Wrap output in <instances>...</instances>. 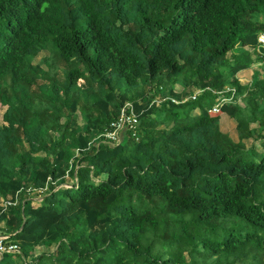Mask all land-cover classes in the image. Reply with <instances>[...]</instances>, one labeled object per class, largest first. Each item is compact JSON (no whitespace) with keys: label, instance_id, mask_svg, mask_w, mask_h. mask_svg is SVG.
Returning <instances> with one entry per match:
<instances>
[{"label":"trees","instance_id":"obj_1","mask_svg":"<svg viewBox=\"0 0 264 264\" xmlns=\"http://www.w3.org/2000/svg\"><path fill=\"white\" fill-rule=\"evenodd\" d=\"M263 31L264 0H0V199L15 201L0 203V235L19 245L0 264H264ZM46 49L43 68L32 61ZM175 84L194 96L177 102ZM126 101L134 131L90 147ZM62 176L72 184L56 188ZM163 199L198 221L172 253L153 250L170 238L156 232ZM232 215L251 230L201 237Z\"/></svg>","mask_w":264,"mask_h":264},{"label":"rangeland","instance_id":"obj_2","mask_svg":"<svg viewBox=\"0 0 264 264\" xmlns=\"http://www.w3.org/2000/svg\"><path fill=\"white\" fill-rule=\"evenodd\" d=\"M259 48H262L258 45ZM248 49L251 50V47H246ZM241 49L240 46H236L234 48V51H239ZM49 54V51L46 50H41L34 58H33V63L34 64H39L41 67L46 68V56ZM251 57L254 59L255 58V54L252 52L251 53ZM258 64L259 62H254L251 66L246 67L245 70L240 71L239 73H237L238 78L240 79V81L243 83L245 80L247 82L245 83H252L253 82V77H255L256 72L258 70ZM168 87H166L162 92H158L155 97H154V101H156V103L159 105L161 104L165 99L168 98ZM228 88L224 89L223 91H227ZM196 89L193 88L191 94H189L188 96H184L182 98V100H177L176 97L172 96L177 102L179 101H185L187 98L192 97L193 94L195 93ZM230 101V100H229ZM228 102V101H227ZM144 103H146V101H144ZM217 106V105H216ZM6 106L0 103V125L4 123L3 121V113L6 111ZM83 120L81 117H79L78 119V125H77V129L78 131L84 130L85 125L83 124ZM221 127L223 131H226L228 133H232L234 135V138L236 137V133H235V129H234V119L230 118V119H225L222 120L221 122ZM100 137L98 132L94 131L91 134H88V142L90 147H93L94 145H97L98 142L100 141ZM246 141L248 142V144L252 143V141H250V139H246ZM65 176L59 177L57 179L54 180L56 188L57 187H64V186H70L72 184V182L69 180L67 181V179H65ZM47 189V188H46ZM46 189L44 191H42L43 193L46 191ZM41 192V193H42ZM35 194L34 198L36 201H38V203H41L44 194ZM0 203L2 204V200L0 199ZM157 210L159 212V216L161 217V223L160 225L157 227L156 232L158 234H160L161 232L167 231L169 233V239H164L161 240L159 243H157V246L153 248L154 251H165V253H172L175 251H179L180 249L183 248V235L182 232L183 230H186V227H196L197 226V218H196V213L193 212H186L183 214L177 213V212H170L168 210H166V203L165 200H161L157 206ZM200 224V223H199ZM174 226V228H169L171 226ZM202 225V224H200ZM243 225H247L246 221L244 220V218H241L237 215H232V216H228L225 220L223 221H218L214 223V230H210L209 227L207 229L201 228V237L204 239H207L209 241H214L215 243H221L225 237L229 234L230 231H239L241 228H243ZM247 227L251 230V226L247 225ZM152 233V232H150ZM150 233H148L143 240H145V244L150 243L149 239L151 236ZM52 248V247H51ZM201 248L204 249L203 247H197L196 251ZM48 251L47 248H44L43 246L41 247H36L35 250L33 251V253L39 254L42 252H46ZM16 258V257H15ZM19 257H17L18 259ZM203 259H205V261L203 263L206 264H213L215 263V259L216 257L214 256H206ZM14 261H16L14 259ZM17 262V261H16Z\"/></svg>","mask_w":264,"mask_h":264},{"label":"built area","instance_id":"obj_3","mask_svg":"<svg viewBox=\"0 0 264 264\" xmlns=\"http://www.w3.org/2000/svg\"><path fill=\"white\" fill-rule=\"evenodd\" d=\"M258 45L262 48H264V31L260 33ZM194 96V94H193ZM233 96V89L230 94V96L226 97L223 96L220 101L215 104L217 106L213 107L214 111H218L219 106L223 102H227L231 99ZM120 111L117 113L116 119L112 121L108 128L105 130L99 132L100 140L104 141H110L114 143H119L121 139L123 138L125 131L127 130H133L135 129V126L139 120L138 118V110L136 107H134L133 103L131 101H126L124 104L120 106ZM32 192H39L41 193L44 189H30ZM2 200V206L3 209L8 207L9 205L13 204L15 201H11L10 199H1ZM6 235L1 234L0 235V257L3 253L7 252H14L19 251V245L17 243H6Z\"/></svg>","mask_w":264,"mask_h":264},{"label":"crops","instance_id":"obj_4","mask_svg":"<svg viewBox=\"0 0 264 264\" xmlns=\"http://www.w3.org/2000/svg\"><path fill=\"white\" fill-rule=\"evenodd\" d=\"M246 69V68H245ZM245 69H242V70H245ZM242 70H240V71H242ZM239 71V72H240ZM238 72V73H239ZM245 82H247L246 80L243 82V83H245ZM175 89H177V91H182V93H181V96H182V98L184 97V96H188L189 94H191V92H192V88H187V89H182V87L180 86V85H178V84H175ZM195 112H199V110L198 109H195ZM230 119V118H232V117H229L228 115H226L225 113H221L220 114V117H219V127H220V129H221V131H223L222 130V127H221V122H222V120H225V119ZM233 119V118H232ZM236 123H235V120H234V129H235V133H236V137L234 138V135L231 133H228V132H226V131H223V132H225V133H227V134H229V136L230 137H232L233 139H237V131H236ZM39 247H41V246H39ZM38 248V247H37ZM45 248V247H44Z\"/></svg>","mask_w":264,"mask_h":264}]
</instances>
